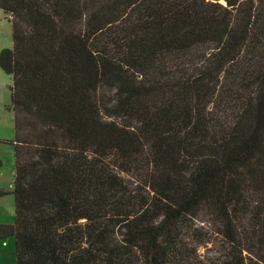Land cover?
<instances>
[{
    "label": "trees",
    "instance_id": "obj_1",
    "mask_svg": "<svg viewBox=\"0 0 264 264\" xmlns=\"http://www.w3.org/2000/svg\"><path fill=\"white\" fill-rule=\"evenodd\" d=\"M0 9L15 264H264V0Z\"/></svg>",
    "mask_w": 264,
    "mask_h": 264
},
{
    "label": "rangeland",
    "instance_id": "obj_2",
    "mask_svg": "<svg viewBox=\"0 0 264 264\" xmlns=\"http://www.w3.org/2000/svg\"><path fill=\"white\" fill-rule=\"evenodd\" d=\"M0 9V49L12 48V23ZM11 78L0 70V121L6 120L12 123L14 112L11 109ZM1 123V122H0ZM5 129L0 128V133H5ZM12 148V151H8ZM0 192H5L0 196V225H13L15 222V197L13 195V184L15 178V159L13 146L0 145ZM205 224V223H204ZM199 253L202 259H215L219 257L218 249L211 245H201ZM221 258V256L219 257ZM257 259L254 258L256 264ZM0 264H15V240L8 239L6 242L0 241Z\"/></svg>",
    "mask_w": 264,
    "mask_h": 264
},
{
    "label": "crops",
    "instance_id": "obj_3",
    "mask_svg": "<svg viewBox=\"0 0 264 264\" xmlns=\"http://www.w3.org/2000/svg\"><path fill=\"white\" fill-rule=\"evenodd\" d=\"M8 16V15H7ZM9 17V16H8ZM3 49H0V53ZM0 70L2 71V69L0 68ZM3 73H5L4 71H2ZM6 74V73H5ZM7 75V74H6ZM8 76V75H7ZM10 77V76H9ZM11 93V92H10ZM0 128L1 129H5V133H0V140H13L15 137V116H14V120L12 121V123H7L6 120H2L0 121ZM0 145H4V146H13L11 144H7V143H3L0 142ZM14 148V146H13ZM8 151H12V148H8ZM15 159V157H14ZM1 160H0V164H1ZM15 181V178H14ZM13 190H14V184H13ZM13 192V191H12ZM14 195V194H13ZM10 239V238H8ZM8 239H0V241L2 242H6Z\"/></svg>",
    "mask_w": 264,
    "mask_h": 264
}]
</instances>
